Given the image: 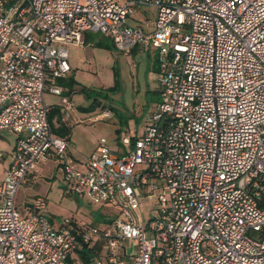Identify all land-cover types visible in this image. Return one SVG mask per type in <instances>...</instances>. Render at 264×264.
Here are the masks:
<instances>
[{"label":"built area","instance_id":"built-area-1","mask_svg":"<svg viewBox=\"0 0 264 264\" xmlns=\"http://www.w3.org/2000/svg\"><path fill=\"white\" fill-rule=\"evenodd\" d=\"M90 32L124 55L158 51L162 101L141 135L116 149L103 137L79 165L45 93L62 95V122L84 123L58 78ZM2 131L18 138L0 179V264H264V0H0ZM53 158L67 191L119 207L107 228H55L41 195L17 206Z\"/></svg>","mask_w":264,"mask_h":264},{"label":"rangeland","instance_id":"rangeland-1","mask_svg":"<svg viewBox=\"0 0 264 264\" xmlns=\"http://www.w3.org/2000/svg\"><path fill=\"white\" fill-rule=\"evenodd\" d=\"M141 11V14H146L143 10ZM148 12L152 19L156 17V9H148ZM141 14L139 13L136 16L141 17ZM129 21L135 24L137 20L129 18ZM89 35L94 37L100 34L90 32ZM110 53L106 48L100 49L97 59L98 70L94 69V67L91 70L79 67L75 75L78 82L88 87L87 93L83 92L85 94L84 98L87 100L83 104H91L95 98H98L101 107L111 109V116L108 119L91 126L93 129L92 135L98 139V142L105 137L109 142L108 144L117 148L118 144L121 145L122 137L129 132L136 131L141 135L142 131L145 130L149 118L162 101V87L158 73V51L155 54L157 55V68H155L157 70H153L151 67V73L146 77L149 80V86L145 76L143 75L141 78V72L145 65L142 61L135 60V64L132 67L122 55L119 63V61H115L114 55ZM135 65H139V67L137 68ZM70 66L72 69L71 63ZM152 74L156 75V77L151 78ZM78 101V103H81L80 100ZM101 107L98 106L97 108L100 110ZM15 134L12 131L0 132V174L3 172L5 165L11 160ZM47 185L48 182L43 181V183L38 184V187L23 186L17 195V206L20 209H24L26 205L33 203L36 197L35 191H44ZM57 187L55 185L50 192L49 198L44 196L47 200V206L41 211V214L46 216L52 223L53 221L57 223L59 220L69 218L75 219L79 223L107 228L112 223V220L120 215L119 207L95 204L89 197L80 198L68 193L66 190V193H61L62 195L60 196V188ZM143 203V211L147 219L157 214V199L143 201ZM127 263L132 264L131 260L127 261Z\"/></svg>","mask_w":264,"mask_h":264},{"label":"crops","instance_id":"crops-1","mask_svg":"<svg viewBox=\"0 0 264 264\" xmlns=\"http://www.w3.org/2000/svg\"><path fill=\"white\" fill-rule=\"evenodd\" d=\"M101 37H102V35H98L97 38L94 39L92 36H90L88 34V35H86V40L88 42L93 43L92 46L91 45H87V46L73 45V46L69 47V55H70L69 60H70V63L72 65V69H71V72L68 74L67 77H70V76L74 77V79L77 81L75 74L77 73L76 70H78L79 67H85L89 70H91L94 67V69L98 70V65H99L97 63L98 54L100 53V49L105 48V47L102 48L96 44L97 39H99ZM106 50L109 53L111 52L110 54L114 55L115 61H117V62L119 61V63L121 61L120 56L122 55V57H125L126 62L129 65H132V67L135 64L134 63L135 60L142 61L145 65H144L142 72H141V78L143 75L145 76V78L147 76H149V74L151 73L150 72L151 67L153 70H157V69H155V68H157L156 67L157 55H155L156 51L150 47L138 46L135 48V50L130 55H124L122 53H119L115 48L114 49L113 48H106ZM136 67L138 68L139 65H137ZM153 77H156V75L152 74L151 78H153ZM146 81H147V85L149 86L150 84H149L148 78H146ZM82 86H83V83L81 84V82H78V83L74 84V86L72 87L73 90L69 95H68V89H66V92H67V95L71 98V100L75 104L74 115L78 119L83 120L84 123H74L72 125H66L64 122H62V119H61L62 95H57V94H53L50 92L45 93V100L49 104H51L52 107L53 106H59V108L61 110L59 112V116L56 115L53 118V123L51 122L53 131H54V128L60 129V130H62L61 133L57 134L54 131L55 134L62 136V137H67L70 139V141L73 144L72 148L70 149V155H72L77 160L79 165H82L84 158L88 157L91 153H93L96 150L97 145H98V139L92 135L93 129L91 128V126L96 125L98 122L90 123L88 121V118H90L92 115L100 112V110L103 109V107H101L100 105H99V107H101L100 110H99V108H97L98 106L93 110L85 109L88 106H90V103H88L86 105L83 104V102H87V100H85V98H84L85 94L81 91ZM47 93H49V94H47ZM78 100H80L81 103H78L79 102ZM104 120H106V119H104ZM64 130H66L67 132H65ZM15 135L16 136H14L13 150L15 148V144H16V141L18 138V135L17 134H15ZM109 145L112 149H116V146H113L111 144H109ZM13 150H12V153H13ZM12 153H11L10 162L5 165L3 172L0 174V179L3 177L6 169L9 167L10 163L12 162ZM4 158H5V155H4ZM43 181H47L48 185L46 186L44 191L36 190L34 193L35 196L43 194L41 196H46L47 198H49L50 192L53 190L55 185H57L60 188L59 189L60 190V196L62 195L61 193H66L65 192L66 188H65L64 183L62 181V175H61V171H60L59 160L53 158V159L49 160L48 162H39L37 169L33 173L30 174L29 180L24 185V187H30V186L38 187V184L43 183ZM22 188H23V186L19 189V191ZM19 191H18V193H19ZM62 191H64V192H62ZM67 192L70 193L69 191H67ZM73 195H75V194H73ZM72 220L78 222L75 219H72ZM61 221L62 220H59V222H57V223L53 221V223L52 222L51 223L55 228H57L61 225ZM80 224L83 225L84 223H80Z\"/></svg>","mask_w":264,"mask_h":264},{"label":"trees","instance_id":"trees-1","mask_svg":"<svg viewBox=\"0 0 264 264\" xmlns=\"http://www.w3.org/2000/svg\"><path fill=\"white\" fill-rule=\"evenodd\" d=\"M93 37V36H92ZM94 39H96L97 38V36H94L93 37ZM96 44L98 45V46H100V47H105V48H115V45H114V43H113V41L111 40V39H109V38H107V37H105V36H102L101 38H99V39H97V42H96ZM116 49V48H115ZM58 83L60 84V85H62L64 88H65V92H64V94L65 95H67V92H66V89H68V95L72 92V87L74 86V84H76V83H78L75 79H74V77H61V78H58ZM87 87L86 86H82V88H81V91L82 92H86L87 93ZM67 95V96H68ZM88 98H90V97H88ZM99 100H98V98H95L94 100H93V102L90 104V106H88L87 108H85V109H89V110H93V109H95L97 106H99L100 104H99V102H98ZM61 110H60V108H59V106H53L52 108H51V111H50V122H52L53 123V118L56 116V115H58L59 116V112H60ZM61 119H62V112H61ZM62 129V128H61ZM65 129V128H64ZM54 131L58 134V133H61V131L62 130H60V129H57V128H54ZM65 132H67L66 130H64ZM73 225L74 226H77V227H83V226H85V225H87V224H80V223H78V222H76V221H74L73 220Z\"/></svg>","mask_w":264,"mask_h":264}]
</instances>
